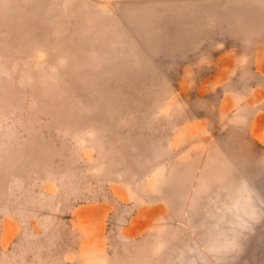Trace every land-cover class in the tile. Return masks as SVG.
<instances>
[{
  "label": "rangeland",
  "instance_id": "rangeland-1",
  "mask_svg": "<svg viewBox=\"0 0 264 264\" xmlns=\"http://www.w3.org/2000/svg\"><path fill=\"white\" fill-rule=\"evenodd\" d=\"M0 264H264V0H0Z\"/></svg>",
  "mask_w": 264,
  "mask_h": 264
}]
</instances>
